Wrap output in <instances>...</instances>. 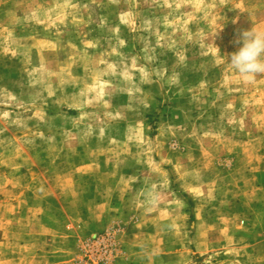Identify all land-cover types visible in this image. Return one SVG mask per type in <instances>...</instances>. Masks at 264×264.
<instances>
[{"label":"rangeland","instance_id":"rangeland-1","mask_svg":"<svg viewBox=\"0 0 264 264\" xmlns=\"http://www.w3.org/2000/svg\"><path fill=\"white\" fill-rule=\"evenodd\" d=\"M254 25L264 0H0V264H264V77L222 55Z\"/></svg>","mask_w":264,"mask_h":264},{"label":"clouds","instance_id":"clouds-1","mask_svg":"<svg viewBox=\"0 0 264 264\" xmlns=\"http://www.w3.org/2000/svg\"><path fill=\"white\" fill-rule=\"evenodd\" d=\"M235 42L241 45L237 51L230 55L222 54L230 70L245 81L264 77V30H259L254 25L250 30L243 31ZM144 200L146 209L150 210L157 205L158 195L149 188L144 193Z\"/></svg>","mask_w":264,"mask_h":264}]
</instances>
